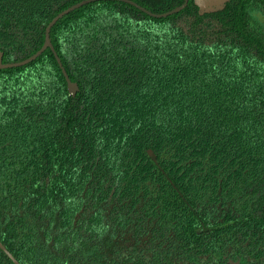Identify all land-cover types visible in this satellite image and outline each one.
Listing matches in <instances>:
<instances>
[{
    "label": "trees",
    "instance_id": "trees-1",
    "mask_svg": "<svg viewBox=\"0 0 264 264\" xmlns=\"http://www.w3.org/2000/svg\"><path fill=\"white\" fill-rule=\"evenodd\" d=\"M83 0H0L22 62ZM89 3L0 70V242L20 264H264V0ZM0 264H14L0 249Z\"/></svg>",
    "mask_w": 264,
    "mask_h": 264
},
{
    "label": "water",
    "instance_id": "water-1",
    "mask_svg": "<svg viewBox=\"0 0 264 264\" xmlns=\"http://www.w3.org/2000/svg\"><path fill=\"white\" fill-rule=\"evenodd\" d=\"M99 1H119V2H125L127 4H130V5H133L137 8H140V6H138L136 3L130 1V0H83L81 1L80 3L66 9L65 11L61 12L59 15H57L53 20L52 22L49 24V26L47 27L46 29V39H45V43L43 45V47L37 52L35 53L33 56H31L30 58L22 61V62H18V63H12V64H4L3 63V55L2 53H0V70L1 69H8V68H15V67H21V66H25L27 64H29L30 62L34 61L35 59H37L42 53H44L47 49H50L62 71H63V74L66 78V81H67V84H68V90L70 92L71 95L75 96L79 90L78 88V85L76 83H73L66 70L63 68L62 66V63L60 61V59L58 58L55 50H54V47H53V44L51 42V39H50V32H51V29L52 27L60 20L62 19L64 16L68 15L69 13L89 4V3H93V2H99ZM230 0H194V4L199 8V13L200 15H204V14H211V13H216V12H219V11H222L226 4L229 2ZM188 2L189 0H185L184 4L181 6V7H178L172 11H169L167 13H162V14H152L150 12H147L146 10H144L147 14H149L151 17H155V18H166L168 16H171L173 14H176V13H179L181 12L182 10H184L187 5H188ZM0 249L12 260V262L14 264H20L15 258L14 256L6 249V247L0 242Z\"/></svg>",
    "mask_w": 264,
    "mask_h": 264
},
{
    "label": "flooded vegetation",
    "instance_id": "flooded-vegetation-1",
    "mask_svg": "<svg viewBox=\"0 0 264 264\" xmlns=\"http://www.w3.org/2000/svg\"><path fill=\"white\" fill-rule=\"evenodd\" d=\"M190 1H193L194 2V0H189V2ZM189 2H188V4H189ZM188 6V5H187ZM196 6V5H195ZM197 7V6H196ZM198 8V7H197ZM198 10H199V8H198ZM200 14V13H199ZM211 14H213V13H211ZM205 15V14H204ZM203 16V15H202Z\"/></svg>",
    "mask_w": 264,
    "mask_h": 264
}]
</instances>
